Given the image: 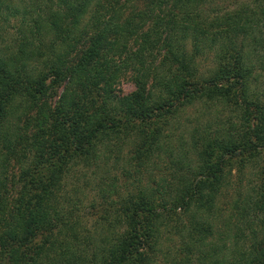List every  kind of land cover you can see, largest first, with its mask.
Listing matches in <instances>:
<instances>
[{"label": "trees", "instance_id": "trees-1", "mask_svg": "<svg viewBox=\"0 0 264 264\" xmlns=\"http://www.w3.org/2000/svg\"><path fill=\"white\" fill-rule=\"evenodd\" d=\"M223 2L0 0V264H264V0ZM198 102L229 116L177 135ZM111 158L87 219L68 178Z\"/></svg>", "mask_w": 264, "mask_h": 264}, {"label": "rangeland", "instance_id": "rangeland-1", "mask_svg": "<svg viewBox=\"0 0 264 264\" xmlns=\"http://www.w3.org/2000/svg\"><path fill=\"white\" fill-rule=\"evenodd\" d=\"M235 2L236 0H225V2H223V5L226 6V4H234ZM17 23L18 22L15 19L10 20V22L7 24L6 31H8V33H10L11 35L16 34V24ZM9 37L12 38V36H9ZM211 60L212 58L210 54L205 55V57L199 60V64L202 67V70H205L207 67L211 65ZM131 75L132 74L128 72L117 82L116 91L119 94H126L135 88ZM61 90H62L61 87L57 89L58 95L61 92ZM52 102H54V99H52ZM220 109L221 107H219V111L216 112L215 108H210V107L207 108L206 105L200 102L187 107L185 109L186 111H184L181 114L178 124H176L177 126L176 130L178 132L177 135L182 133L183 135H185V137L189 136V134L187 133L188 130L190 129V127H193L195 125H198V126L212 125V127L220 126V124L219 125L217 124L218 122L217 116H220L222 118L229 116V113L227 112L226 109H223L225 110L224 112L221 111ZM221 115H224V116H221ZM232 121H236V118L232 117ZM103 160L100 161L99 168H96L94 166H90L87 168L79 167L72 174V176L68 178V186L72 188L73 184L77 185L79 189L78 194L85 201L84 209L82 210V212L87 217V219L90 218L91 216H94L92 212L95 211L94 209L89 207V203L92 200H96L95 203L102 201L100 198V195L97 194L98 186L96 183L97 182L96 179L98 178V176L106 177L108 175L107 180L114 179L116 183H117V176H118V179H121V180L124 179V176L121 174L120 168L119 170L117 169V159L111 158L110 160H108L106 165H103ZM122 163L123 162H119V165L122 166L124 164ZM162 165H163L162 161L159 159H156L155 164H153V167L151 169L153 171L152 172L153 176L155 178L157 177V179L161 175L160 172L162 173L161 170L164 169L163 167H161ZM147 177L148 175L145 173L142 179L146 180ZM230 178L235 184L229 185L228 187L224 188L216 201V204L217 206H219V209L223 212V215H226L231 210L232 205L239 200V193L241 191H244L245 189L244 186L247 185L248 182L256 181L254 178V169L251 166L245 168L242 172H239L237 170V165H234V167L231 169V172H230ZM238 186H243V187H240L241 189H239ZM171 236L173 237V239L178 240L177 235L171 234ZM158 263H160V258H159ZM161 263H163V261H161Z\"/></svg>", "mask_w": 264, "mask_h": 264}]
</instances>
